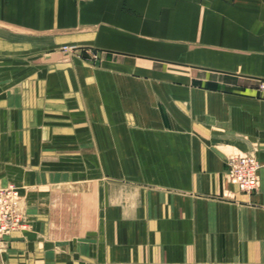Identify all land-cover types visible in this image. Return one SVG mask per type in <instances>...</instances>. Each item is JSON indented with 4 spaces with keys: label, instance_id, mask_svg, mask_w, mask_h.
Masks as SVG:
<instances>
[{
    "label": "crops",
    "instance_id": "obj_1",
    "mask_svg": "<svg viewBox=\"0 0 264 264\" xmlns=\"http://www.w3.org/2000/svg\"><path fill=\"white\" fill-rule=\"evenodd\" d=\"M262 82L264 0H0V264H264Z\"/></svg>",
    "mask_w": 264,
    "mask_h": 264
},
{
    "label": "built area",
    "instance_id": "obj_2",
    "mask_svg": "<svg viewBox=\"0 0 264 264\" xmlns=\"http://www.w3.org/2000/svg\"><path fill=\"white\" fill-rule=\"evenodd\" d=\"M65 48L73 49L72 46ZM264 97V82L260 84ZM227 172L241 191L251 193L257 190L260 183L259 169L261 163L256 154L232 151L226 158ZM23 194L13 183L0 186V238L11 232L28 228L24 216Z\"/></svg>",
    "mask_w": 264,
    "mask_h": 264
},
{
    "label": "rangeland",
    "instance_id": "obj_3",
    "mask_svg": "<svg viewBox=\"0 0 264 264\" xmlns=\"http://www.w3.org/2000/svg\"><path fill=\"white\" fill-rule=\"evenodd\" d=\"M70 50H72V52L77 53V54H79V52H81L80 49H76V48H73V49H70ZM13 184H15L21 190V187L19 185H17L16 183H13ZM23 206H24V210H25V208H26V201H25V195L24 194H23ZM24 216H25L26 220L29 222V220H28V218L26 216V212L24 213ZM29 225H30V222L28 223V227H29ZM12 233L13 232H11L10 234H12ZM9 235H7V236H9ZM7 236H5L4 238H0V250H5L7 248V244H8Z\"/></svg>",
    "mask_w": 264,
    "mask_h": 264
}]
</instances>
